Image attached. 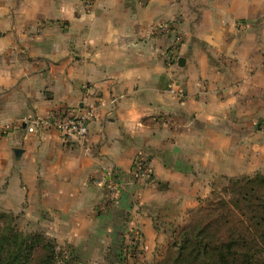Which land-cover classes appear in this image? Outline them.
<instances>
[{"label": "crops", "instance_id": "0c3cea01", "mask_svg": "<svg viewBox=\"0 0 264 264\" xmlns=\"http://www.w3.org/2000/svg\"><path fill=\"white\" fill-rule=\"evenodd\" d=\"M95 99L81 146L26 130ZM136 158L150 178L107 204ZM263 169L264 0H0V210L73 264H156L217 178Z\"/></svg>", "mask_w": 264, "mask_h": 264}, {"label": "trees", "instance_id": "16d2710c", "mask_svg": "<svg viewBox=\"0 0 264 264\" xmlns=\"http://www.w3.org/2000/svg\"><path fill=\"white\" fill-rule=\"evenodd\" d=\"M253 176L223 177L240 188L236 203L220 197L196 217L192 211L156 264H264V173ZM12 221L13 214L0 210V264H29L38 248L44 255L35 264H58L56 243L40 233L23 234Z\"/></svg>", "mask_w": 264, "mask_h": 264}, {"label": "built area", "instance_id": "2783aa9c", "mask_svg": "<svg viewBox=\"0 0 264 264\" xmlns=\"http://www.w3.org/2000/svg\"><path fill=\"white\" fill-rule=\"evenodd\" d=\"M86 6H91L93 0H83ZM163 31H172L169 26H160ZM170 59H176L175 54L171 51ZM168 92L178 95L180 98L186 96L185 92L175 86H170ZM117 98L110 99L112 108L116 105ZM101 103L98 99L92 102L83 104L79 111L72 112L64 110L59 113H53L43 118H33L29 120L28 124L24 122L27 132H35L40 129H55L60 137L61 143L66 147H76L83 145L88 132L90 122L97 118ZM5 125L1 129H7ZM151 176V166L148 160L143 158H136L132 162L131 169L128 173H123L119 170H112L107 174L105 179V186L108 190V203L113 205L118 202L125 191L132 185L139 181L146 180ZM131 249L130 255L136 256L140 240V232L135 230L131 235ZM135 241H134V240Z\"/></svg>", "mask_w": 264, "mask_h": 264}, {"label": "rangeland", "instance_id": "374dc122", "mask_svg": "<svg viewBox=\"0 0 264 264\" xmlns=\"http://www.w3.org/2000/svg\"><path fill=\"white\" fill-rule=\"evenodd\" d=\"M258 172L259 173H264V169L263 170H260ZM249 177H254V176L252 175V176H249ZM228 180H229L228 178H217L213 182L214 189H212L210 191V194L207 197H205L204 199L201 200V203L195 209L194 213L192 212L195 217L198 215V212L197 211L199 210V208L205 206L206 203H207V201L210 200V199H219L220 197H222V198H225L227 200H230L232 203H236V199L239 197V194L238 193L240 191V188L238 186H234L233 183H232V181H228ZM11 225H14V227L18 231H20L21 233H23V234L40 233V234H43L44 237L47 240H50V242H52L53 244L55 243L53 241V238L51 236H48V235H46L44 233L43 227L39 223L31 222V221L30 222H25V221H18V222L17 221H12L11 222ZM125 244H126V246L127 245H131V238H129L127 240V242H125ZM165 250H163V252H162L163 255H166ZM57 251L59 252L58 248H57ZM60 252L62 253L61 250H60ZM138 252H139V250H138ZM138 252H136V254H138ZM42 255H44V250L42 248H38L36 250L35 254H34V258H33L32 262L29 263V264H35V262H37V260ZM63 256H65V257H63ZM136 257H137V255L136 256H133V252H132V254L130 255L131 260L132 259H135ZM54 259H56V258H54ZM59 260L62 262V264H73L72 258L70 256H67L66 257V255H64L63 253L61 255L58 254V256H57V263L58 264L60 262Z\"/></svg>", "mask_w": 264, "mask_h": 264}, {"label": "water", "instance_id": "95a60500", "mask_svg": "<svg viewBox=\"0 0 264 264\" xmlns=\"http://www.w3.org/2000/svg\"><path fill=\"white\" fill-rule=\"evenodd\" d=\"M179 62H180V60H179Z\"/></svg>", "mask_w": 264, "mask_h": 264}]
</instances>
